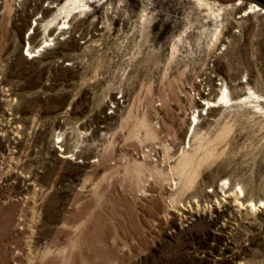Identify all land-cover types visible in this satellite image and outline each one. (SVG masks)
Masks as SVG:
<instances>
[{
    "label": "rangeland",
    "instance_id": "374dc122",
    "mask_svg": "<svg viewBox=\"0 0 264 264\" xmlns=\"http://www.w3.org/2000/svg\"><path fill=\"white\" fill-rule=\"evenodd\" d=\"M207 1L0 0V264H264V16Z\"/></svg>",
    "mask_w": 264,
    "mask_h": 264
},
{
    "label": "bare ground",
    "instance_id": "6f19581e",
    "mask_svg": "<svg viewBox=\"0 0 264 264\" xmlns=\"http://www.w3.org/2000/svg\"><path fill=\"white\" fill-rule=\"evenodd\" d=\"M71 1V3L74 5L76 2H79V1H82V0H70ZM199 1V3L201 4V5H204V6H206L207 8H208V10H211L212 12H215V3H212V2H209V1H207V0H198ZM223 8L222 7H217L216 8V10L217 11H221ZM247 13H249V12H260L263 16H264V8H262V7H260L259 5H257V4H255V3H253V2H251L250 4H249V7L245 10ZM63 28H65V27H63ZM52 40V39H51ZM50 39H48V40H45V41H43V44H41V45H39V46H37L36 48H35V50H34V52H32V51H29L28 53H26V55L28 56H36L38 53H40L41 51H43L44 50V48L46 47V46H48L49 44H50ZM28 47H30L29 46V44H28ZM28 50H29V48H28ZM37 52V53H36ZM228 91H227V89L225 88L224 90H223V94H222V97H221V99H226V100H229V96H228V93H227ZM216 103L217 102H211V101H207V104H208V107H210V106H215L216 105ZM197 118H195V120H196ZM226 183H228V180H226ZM237 192L242 196L243 194H244V191H243V189H242V187L241 186H238V190H237ZM241 205H242V207L243 206H245L246 204H244V203H241ZM247 206H249V207H251L252 209H260V208H264V200H261V201H259L258 203H253V202H248L247 203Z\"/></svg>",
    "mask_w": 264,
    "mask_h": 264
},
{
    "label": "water",
    "instance_id": "95a60500",
    "mask_svg": "<svg viewBox=\"0 0 264 264\" xmlns=\"http://www.w3.org/2000/svg\"><path fill=\"white\" fill-rule=\"evenodd\" d=\"M264 8V0H248Z\"/></svg>",
    "mask_w": 264,
    "mask_h": 264
}]
</instances>
